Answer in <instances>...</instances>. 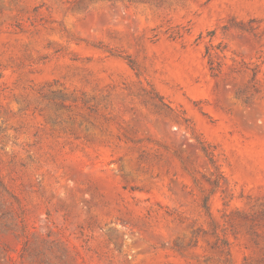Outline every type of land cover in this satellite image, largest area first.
<instances>
[{"label":"rangeland","instance_id":"1","mask_svg":"<svg viewBox=\"0 0 264 264\" xmlns=\"http://www.w3.org/2000/svg\"><path fill=\"white\" fill-rule=\"evenodd\" d=\"M0 264H264V0H0Z\"/></svg>","mask_w":264,"mask_h":264}]
</instances>
